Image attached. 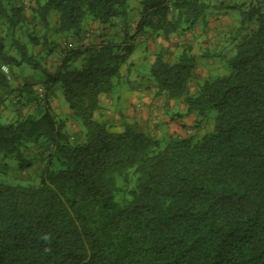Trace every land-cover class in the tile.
Masks as SVG:
<instances>
[{"label":"trees","instance_id":"obj_1","mask_svg":"<svg viewBox=\"0 0 264 264\" xmlns=\"http://www.w3.org/2000/svg\"><path fill=\"white\" fill-rule=\"evenodd\" d=\"M132 0H0L6 53L0 37V94L36 112L0 121V155L14 156L20 171L32 168L29 145L45 140L52 150L38 185L0 183V264H264V12H250L256 28L238 43L226 77L206 80L194 93L196 57L188 49L174 62L155 56L150 73L158 95L183 99L186 113L215 110L213 131L197 141H161L134 126L112 131L95 114L128 63ZM137 32L151 38L191 30L208 6L200 0H140ZM80 36L89 19L105 29L120 22L123 39L63 52L56 71L36 62L15 36L25 26ZM39 46L37 33L27 35ZM47 44L48 36L41 37ZM79 68L71 69L75 62ZM32 66L44 77L35 85L11 84L2 66ZM8 67V66H7ZM61 85L70 116L84 140L73 142L55 115L54 88ZM0 95V103L5 100Z\"/></svg>","mask_w":264,"mask_h":264},{"label":"rangeland","instance_id":"obj_2","mask_svg":"<svg viewBox=\"0 0 264 264\" xmlns=\"http://www.w3.org/2000/svg\"><path fill=\"white\" fill-rule=\"evenodd\" d=\"M25 7L28 10L31 7H35L36 0H21ZM204 2L208 8L203 15V19L197 22L198 28H202V20L209 21L210 18H216L220 22V28L217 33H213L216 38V43L213 44L212 54H210L209 58L199 59L196 64V74L194 75V79L190 86V92L194 93L196 89H198L206 80L215 79L219 77H226L229 75L230 70L228 66V60L233 56L235 52L236 45L246 39L251 32L256 28L255 20L252 18L246 19L248 14L256 9L264 12V0H200ZM140 0H132L129 2L128 7H130L131 11L129 12L130 21V32L133 34H137L136 39L143 40L142 43H135L134 45V53L132 56L134 67L132 68V72L129 75V82H121L118 84L115 81L114 89L109 94L114 100L120 98L123 103L127 100V96L131 97L135 91V89H139L140 84H151L154 85L153 79L150 73V66L152 59L154 58L153 51L148 48L149 44V33L147 30L143 33L137 32V24L139 23L140 17L132 16V11H134V6L138 5ZM50 25L48 31L43 30L41 27H33L31 25L25 26L22 30L16 31L15 36L20 40H23L29 47V54L35 56L36 62L41 65H45L46 68L54 72L59 67V63L61 62V55L55 59L52 58L53 52L49 50V45L43 42L41 38L43 33H46L50 41L57 42L61 38H70L72 37L71 33L66 34H56L54 32L56 26V14L52 13L49 17ZM89 19L84 23L85 27ZM115 26H119L120 22L116 21ZM114 26V27H115ZM107 28L105 30H112L113 28ZM217 29V28H216ZM31 33H37V36H40L39 46H33L28 41L27 35ZM0 37H3L5 41V50L7 54L13 55L14 57H18L15 50L10 46L12 43L11 38L6 32L5 26H0ZM110 41L120 42L121 40L117 37L114 39H110ZM170 41L166 42V48H169ZM148 48V49H147ZM161 44H157V50L161 49ZM55 49V48H54ZM56 50V49H55ZM182 50H178L176 57L181 55ZM173 57V56H172ZM172 57H166L170 63L175 60ZM1 64V61H0ZM81 62H75L72 64L71 69L79 68ZM9 69V75L11 76V84L13 87H18L22 83H27L31 85H35V91L37 93H42V82L44 81V77L41 74L40 70L34 69L32 66L27 64L22 66L15 65H7ZM208 76H205L206 73ZM194 73V72H193ZM139 74L141 80H135V75ZM54 93L58 97L59 101L63 104H59L57 107V112L55 111V115L59 120H62L66 123V131L73 137V142H82L84 140L85 130L82 124L79 121L74 120L70 116V112H67V104L65 103L63 92L61 85H58L54 88ZM3 95V94H2ZM6 94L3 95V100L0 103V121L2 123H10L23 117L26 114L35 113V105L30 107H20L16 106L12 96L5 98ZM133 97V96H132ZM133 100H139V97L135 96L132 98ZM183 99L176 100L178 102V107L175 109L174 113L179 114L178 117L174 118L175 122H178L179 119H183L187 117L186 110L184 113L180 109L181 105H185L184 102H180ZM120 102V104H121ZM186 106V105H185ZM216 111L209 110L206 112L204 116H196V122L190 127L195 134L186 136L182 134L179 135H166L164 140L161 141V147H165V145L171 139H192L193 141H197L201 139L203 136L211 133L214 127V120L216 118ZM98 120L103 122L102 118L99 117ZM112 131H117L116 126L109 127ZM114 128V129H112ZM187 128V127H186ZM123 129V128H122ZM52 153L51 148L45 140H40L38 145H29L26 150V156L29 159L35 160V164L32 168L26 171H20L18 169V163L14 156H2L0 155V183L9 184V185H38L44 176V173L47 169L49 171H56L57 164L54 161V164L50 166L48 164L50 155Z\"/></svg>","mask_w":264,"mask_h":264},{"label":"crops","instance_id":"obj_3","mask_svg":"<svg viewBox=\"0 0 264 264\" xmlns=\"http://www.w3.org/2000/svg\"><path fill=\"white\" fill-rule=\"evenodd\" d=\"M140 9V3L134 6L132 16L133 13H135L134 17L139 18ZM219 29H222L220 28L219 20L216 18H210V20L206 22L205 20H202V28L200 29L197 24H195L191 30L182 32L178 35L174 34L169 38H165L163 36L151 38L150 34H148V38H150L148 48H150L154 54L151 65L155 61V56L160 52L164 53L165 59L166 57L169 58L173 56L172 59L175 60L178 50H182L183 53L188 49H190L191 54L196 57V64H198L197 61L199 59L209 58L210 54H212L213 44L216 43V38L213 33H217ZM114 37H117L120 40L123 39V30L121 25L115 26L112 31L110 29L105 30L104 27L98 25L97 23H91L89 21L80 36L77 37L72 35L69 39L61 38L57 42L50 41L48 38L47 45L50 47L49 50L53 52V59H55V57L57 58L58 55L62 56L61 62L59 63V66H61L64 58L63 52L73 49L75 50L80 47L97 46L104 41L114 39ZM168 41H170L168 43L170 46L169 48H166V42ZM142 42L143 40L138 39L137 37L134 44ZM158 43L161 44L162 47L159 51L157 50ZM133 53L128 63L121 68V79L118 84H121L123 81L129 82V75L134 67L132 59ZM196 64L193 71L194 75L196 74L198 68H196ZM203 72L206 73L205 76H208V73L205 70ZM135 80H141L139 74L135 75ZM133 93V97L127 96V100L123 103L120 98L114 100L110 95L101 96V109L95 114V117L97 119L101 117L103 122L108 127L116 126L118 132L122 131L127 125H132L138 129V131L143 132L157 140H164L166 135L176 134L180 137L182 134L186 136L195 134V131H193L190 127L196 122L197 115L193 113L188 114L186 118L181 120L179 119L178 122H175L174 118L179 116V114L174 113L175 109L178 107V102L176 100H168L164 96H159L155 85H151L150 83L147 85L140 84L139 89H135ZM2 94L3 93L0 95ZM135 96L139 97V100H133L132 98ZM180 102H184V100ZM59 104L63 103L59 101L57 96H55L51 103L53 111L60 106ZM180 109L183 111L182 113H184L186 106L181 105ZM55 111L57 112V109ZM67 112L69 113L68 108Z\"/></svg>","mask_w":264,"mask_h":264},{"label":"built area","instance_id":"obj_4","mask_svg":"<svg viewBox=\"0 0 264 264\" xmlns=\"http://www.w3.org/2000/svg\"><path fill=\"white\" fill-rule=\"evenodd\" d=\"M1 70H2V72L4 73V74H9V69H8V67L7 66H2L1 67Z\"/></svg>","mask_w":264,"mask_h":264}]
</instances>
